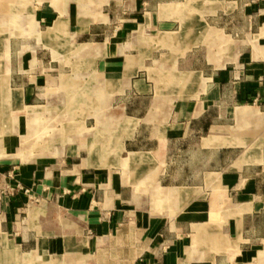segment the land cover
Segmentation results:
<instances>
[{
	"label": "crops",
	"instance_id": "crops-1",
	"mask_svg": "<svg viewBox=\"0 0 264 264\" xmlns=\"http://www.w3.org/2000/svg\"><path fill=\"white\" fill-rule=\"evenodd\" d=\"M0 5V264H264V0Z\"/></svg>",
	"mask_w": 264,
	"mask_h": 264
},
{
	"label": "rangeland",
	"instance_id": "rangeland-1",
	"mask_svg": "<svg viewBox=\"0 0 264 264\" xmlns=\"http://www.w3.org/2000/svg\"><path fill=\"white\" fill-rule=\"evenodd\" d=\"M24 2H25V0H18V7L22 11H24V6H25ZM29 22L30 21H26V20H17L16 21V25L19 27V31H20L19 34H18V42L21 43L24 46H26L27 42H29V39H27L26 29H25L26 27L30 26ZM88 22H89L88 20H70V21H65V24H66V28L67 29H70V28L72 29V28H74L75 25H79L80 23L81 24H85V23H88ZM117 24H119L118 21L114 20V25L113 26H117ZM21 31H23V32H21ZM68 34H67V36H65V42L70 43L71 39H73V38L70 36V34L69 35ZM8 42H9V35H7V34L5 35L4 33L2 35H0V48L1 47L3 48V46L6 47ZM55 44H56V42H55ZM53 54H55V53H53ZM60 54H62V53H60ZM67 54H66L67 56H72L73 55L72 53H67ZM55 55H58V54H55ZM60 56H56V57L61 59ZM1 59L5 60V61L9 60L10 59V52L8 50L0 51V60ZM4 72H6V69L0 68V73L4 74ZM54 102H57V101L55 100ZM59 102L61 103V101H59ZM86 102L87 103L85 105L83 104V110H88V108L90 107L89 106V101H86ZM82 118H84V117H82ZM114 118H116V116Z\"/></svg>",
	"mask_w": 264,
	"mask_h": 264
},
{
	"label": "built area",
	"instance_id": "built-area-1",
	"mask_svg": "<svg viewBox=\"0 0 264 264\" xmlns=\"http://www.w3.org/2000/svg\"><path fill=\"white\" fill-rule=\"evenodd\" d=\"M262 101H264V99H262ZM16 188L19 189V190H22L25 194H28V193H29L28 190H26V189L23 190V189H21L19 186H17ZM30 200L33 201V202L36 201V200H35L33 197H31V196H30Z\"/></svg>",
	"mask_w": 264,
	"mask_h": 264
}]
</instances>
